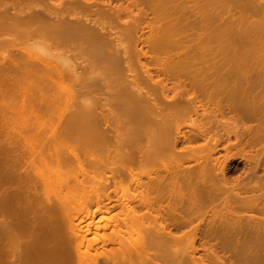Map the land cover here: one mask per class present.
<instances>
[{"label":"rangeland","instance_id":"374dc122","mask_svg":"<svg viewBox=\"0 0 264 264\" xmlns=\"http://www.w3.org/2000/svg\"><path fill=\"white\" fill-rule=\"evenodd\" d=\"M3 1L5 0H0V2ZM16 1L26 7L21 5L23 10L33 9L34 12H41L42 7H45L48 2V0H38L25 5V0ZM106 1L108 4L112 3L110 4L112 8H125L130 4L139 5V9L143 8V11L136 10L133 14L123 13L122 19L130 18L131 22L128 25H122L123 35L118 33L117 36L115 32L109 37L110 46L116 49L113 55L105 47H101L96 40L79 36L72 37L71 42L67 41L64 44L65 47L60 49L57 47L55 49L47 43H40V47L32 46L28 49L42 59H47L51 54L55 56L58 52L60 56L63 55L61 59L67 56L64 63L55 60V65H58V69L66 74H70L75 67L83 78L77 82L68 78L63 87L69 89L72 86L75 92H82L84 87L90 85L97 88L86 94V97L68 104L63 110L68 114L80 113L92 106L93 99L97 101L93 129L96 127L95 131L99 129V132H102V135L104 133L110 140L108 148L103 142L94 144L93 150L97 153L99 164H105L109 155L117 157V152L119 158L114 161L117 165L112 169L111 174H113L116 171L123 172L122 165L126 162L128 166L126 161L128 157H136L137 154L142 156L145 153L149 155V160L133 175L134 177L126 176L122 181L112 182L102 187L104 188L100 192L102 195L110 193L108 211H96L94 215H91V211L103 207V204L92 200L88 209H86L87 206H78L89 201L94 192H67L65 188H60V182L57 180V177L62 179L79 177L78 166L63 165L59 168L58 175L51 174V169H57L52 166L50 160L52 154L64 151L67 146L74 147L82 144L58 139L56 142V139L54 141L52 138L54 133L49 129L37 132L32 126L22 128L11 124L10 127H5L4 120H0V162L4 161L0 169L2 175H0V194L2 191L10 192L18 188L20 184V187L23 185L22 181H17V184L10 183L13 180L12 175L16 172L14 177L17 176L19 169L23 173L27 172L31 180L39 178L41 181L42 176L48 178L47 186L43 190L40 186L35 190L30 184L24 185L23 196L27 197L40 192V204L65 202L78 207L74 223L81 222L80 227L83 231L89 229L88 239L96 246L92 254L102 261L115 257V254L120 256L119 238H122L123 245L127 251H130L133 249L132 245L139 244L141 236L151 232L160 237L161 245L171 249L161 253L156 247L150 249L152 254L159 255L157 261L159 264H170L173 260L180 264H264V240L256 239L251 234L238 233L233 229V225L242 223L264 225V216L258 211L251 210L254 204L251 199L262 193L251 192L253 188L259 187V183L247 184L246 182L251 177V170L258 159L261 160V165L257 169L256 177L257 179L264 177V95L259 96L263 88L256 82L261 71L256 65L253 66L255 69H250V66L230 64L237 55H233L234 51L248 49L246 46L251 44L264 47V35L240 37L244 34L242 33L244 30H249L247 33L252 32L253 28L250 24L262 19L261 16L253 14V8L264 10V0H211L208 4L205 3L206 0H164L165 7L157 4L161 0H92L90 3L93 6L95 3L94 9L109 8L110 5H104ZM149 4L152 7L159 5V15L153 9L144 13L145 5ZM60 7L62 8L59 5L58 8ZM204 12L206 17L203 16ZM69 18L74 19L71 16ZM133 19H139L140 23L154 20L157 24L169 21L168 27L175 19L176 25H171V28L165 31L166 33L158 34L156 29L141 24L136 33L133 29L135 26ZM85 20L83 18L81 21L85 22ZM108 21L112 20L104 19L102 25L108 26ZM113 21L119 23L117 18ZM90 25H88L89 29L94 32L105 33L101 29L102 25ZM218 28L224 29L226 35L222 42L220 39L223 36L212 37L214 51L206 54L202 49L203 44L207 42L206 35ZM127 30H130L132 37L125 39L128 35ZM231 30H233V37ZM36 33L42 32L37 30ZM105 36L108 37V35ZM121 36L124 40L117 41ZM142 37H149L150 47L146 44H138L137 41ZM33 41L36 43V40ZM9 43L5 41L0 43L1 60L9 52L24 47L21 44L19 47L18 42ZM30 43L28 42L26 46ZM16 45L17 48H15ZM117 46H120L118 47L120 52H117ZM192 47L193 49L190 50ZM141 48L151 53V57H148L146 61L142 59L146 63L145 66L142 67L135 56L128 66L127 51L133 54ZM69 49L74 51L71 52ZM124 49H126V57L123 56L124 52L121 53ZM248 52L245 56L243 55V63H258L264 60V50L256 51V53ZM222 63H225L227 67L222 66ZM253 70L257 73L256 76L253 75ZM252 80H254L253 83ZM52 86L46 87L55 91L44 90L38 93L51 94L58 90L65 92L61 85ZM136 100H141L142 106L135 105ZM105 104H109L112 107L111 110L103 109ZM1 107L0 105V112L3 111ZM107 118L115 120L116 127H111ZM169 124L172 127L169 130L158 129L159 126ZM200 128L207 133L206 137L200 135ZM18 129L22 134L17 131ZM39 136L41 139L44 138V141ZM165 136L169 137L167 142L165 145L164 142L160 144L161 137ZM37 140L38 145L44 146L45 152L43 150L44 154L41 153V156L44 155L49 163L32 159H30L32 161L29 160L30 164L25 163L28 157L26 150L36 145L37 143L34 142ZM217 141L218 145L213 153L212 149ZM171 143L176 145L171 147ZM167 145H169L168 148ZM162 149L164 151L169 149V152L164 154L161 152ZM112 152L113 154H110ZM119 152L123 154H121L123 158L119 156ZM5 159H8L7 162ZM5 163H8L7 166ZM4 169H11V171ZM87 170L93 172L90 173L91 175L100 174L104 176V180L111 181V178L109 179L111 174L107 172L105 173L108 178L98 168L92 169L87 166ZM8 175H11V179ZM95 183H98V180ZM157 183L163 185L158 187L155 185ZM121 190L128 192L122 197L118 194L122 192ZM149 199L156 202L151 210L148 207ZM119 200L127 204V209L120 208ZM239 204H244L245 208H241ZM132 212L137 214V218H132ZM150 212L153 213L152 217L149 215L150 218L148 216L145 219L141 218ZM156 216L159 217L157 223L154 221ZM126 220L127 230L123 229L120 234H117L113 225L117 221L123 227ZM228 225H230L229 229L223 231L222 228ZM211 228L217 230L216 235L209 233ZM61 238L74 239L69 223L64 226Z\"/></svg>","mask_w":264,"mask_h":264},{"label":"bare ground","instance_id":"6f19581e","mask_svg":"<svg viewBox=\"0 0 264 264\" xmlns=\"http://www.w3.org/2000/svg\"><path fill=\"white\" fill-rule=\"evenodd\" d=\"M29 1L27 2V0H25L24 4L27 5L26 3L30 4L31 1L34 2L38 0H29ZM210 1L211 0H206L205 3L208 4L210 3ZM16 2L15 0L14 1L5 0L3 2H0V43L1 42L3 43V41L8 42V43L18 42L19 47H20V44L24 46L18 50L17 49L13 50L11 53L9 52L7 56L3 57V60L0 59V82H1L0 84V105L2 106L1 108H3V111L0 112V120L1 121L4 120L3 122L6 125L5 127L7 126L10 127L11 124L12 126L13 124H15L17 127L20 126L22 128H28V127L30 128L32 126V128L34 127V130L36 129L37 132L49 129L50 131L54 133L52 135L53 136L52 138H54V141L56 139V142L58 139L60 141L72 142V143L77 142L78 144L79 143L82 144L81 146L77 145L74 147L67 146L64 149V151L63 150L58 151L56 149L58 152H56L55 154H52V157L50 160L52 161V166L57 167V169L55 168L51 169V174L55 173L58 175L59 168L63 165H75L76 164V166H78V169L80 171L79 177H76L74 179L68 178V177L66 178L64 177L62 179V177H57V180L60 182V188L62 189L65 188L67 192H71V191L94 192L93 196H90L89 201H86L84 204H81L78 207L87 206L86 209H88L90 207L89 205L91 201L94 200L98 204L102 203L103 207H100L94 211H91L90 212L91 215H94L96 211L106 212L108 211L107 205L111 198H110V193L106 195H102L100 193L101 189H104L102 187L108 186L112 182L116 183L117 181H122L124 177L126 176L128 178V177H132L133 175H135L141 169V166L147 163V161L149 160V155L148 154L146 155L145 153H143L145 154L143 155L141 153L142 156L140 154L138 156L137 154L138 157L131 156L127 158L126 156L128 160L126 158L125 159L126 161H128V166L126 162L125 164L122 165V170L124 168L126 172L123 170V172L116 171L115 173L111 174V172H113L112 171L113 167L117 165V162L115 163L114 161L115 159L119 158L117 152H116L117 157H114L113 155H109L108 160L105 164H102V163L99 164L100 162L97 160V153L93 150V148L95 147L94 144L97 142H103L105 144V147L108 148V146L110 145V140L107 139L108 137L107 138L105 137L104 133L102 135L101 134L102 132L100 133L99 129L98 131H95L96 127L95 129H93V121L95 119L94 111L97 107V101H95L94 99H93V103L92 101H90L92 103V106L88 107L87 109H85L83 112H80V113L73 112L71 114H68L67 111L63 110V108L66 107L68 104H71L74 101H77L79 98L86 97L85 96L86 94H88L89 92L93 90H96L97 88L93 85H90V86L84 87L85 89L82 92H75L74 90H72V86L69 89L63 87L62 85L66 82V80H68V78L74 80L75 82L80 81L83 78L82 74L77 72L75 67L72 68L73 70L70 74H66L64 71H60L58 69L57 67L58 65L57 66L55 65L56 64L55 60L64 63L67 60L66 59L67 56L66 58H64L65 60L61 59L63 58V55L60 56L61 54L59 55L58 53L60 52H58L57 50L58 53L56 51L55 52L59 56L57 54L55 56H52L53 54H51V56L50 55L48 56L49 59L47 57H46L47 59H42L34 55L33 52L28 49V47L29 48H31L32 46L40 47L41 46L40 43H47L51 46H54L53 48L57 47L58 49H60V48L65 47L64 44L67 41L71 42L72 37L79 36V37H83L86 39L96 40L97 43L101 47H105L109 51V53L113 55L116 49H114L115 47L113 48L110 46L109 37L112 36L111 34H115V32H117L116 34L117 36L119 34L123 35L124 28L122 25L123 24L128 25L131 22L130 18L129 19L127 18L126 20L122 19L123 13L131 12L133 14L136 10L143 11V8L141 7L139 9V5L130 4L126 6L125 8L114 7L115 8L114 9L110 5L112 3L108 4V1H106L107 3L104 2L105 4L104 3H101V4L110 5L109 8L97 9L95 7L97 9L96 10L94 9L95 3L93 6V4H91L87 0H71L68 2H65V1L63 2V0L62 1L48 0V2L45 1L47 2V5L45 7H42L43 10L41 12H34L33 9L32 10L30 9L27 11L23 10L24 8L23 9L21 8V5L23 4L20 5L17 2L18 4L17 6ZM57 2L58 3L60 2V3L58 4ZM163 2L164 0H161V2L157 4H159L161 7H165V4ZM56 4L58 5L56 6ZM157 4L155 5V7H152V5L150 4L145 5L144 13H147L148 10L153 9L155 13L157 12V14L159 15L160 7ZM59 5L62 6V8L61 7L58 8ZM253 11H254L253 14L255 16H261L262 19L260 21H255L252 24H250V27L253 28V31L250 33H247L249 30H244L242 31V33L244 34L240 35V37H247L249 35H258V36L264 35V10L259 9V8L257 9L254 7ZM70 16L73 17L74 19L73 20H70V18L68 19V17ZM203 16L206 17V12H204ZM83 18L86 19L85 22L90 23L92 25L94 24L102 25V21L104 19H108L112 21H108V26H103V25L102 27L100 26L102 31H105V33L103 34V32L102 33L94 32L93 30L89 29L91 25L88 24L90 25L88 27L87 23H85L84 21H81ZM115 18L119 20V23L118 21L116 23L115 21H113ZM132 22H135L134 24L135 26H133V29L135 30L136 33L141 27V24L146 27L150 26L151 29H156L158 34L166 33L165 31L168 30V28H171V25L172 26L176 25L175 19L172 20V23L169 24V27H168L169 21L162 23V24H159V23L157 24L156 21L154 20H150V21L146 20L140 23L139 19L137 20L133 19ZM37 30L41 31L42 33L35 34V31ZM129 31L130 30H127L128 35L125 36V39L126 37L128 38L132 37V34ZM230 33H232V37H233L234 35L233 30H231ZM105 35H108V37ZM225 35H226L225 30L221 28L212 30V32L210 31L206 35L207 42H205L202 46L203 52H205L206 54L209 52V54H211L212 51H214L213 46H212L213 42L211 38L214 36H223V38L220 39L222 42ZM35 36L37 39L35 38ZM33 40H36V43ZM120 40L123 41L124 38L121 36V38L117 41H120ZM122 41H121V44L123 43ZM28 42H31V43L29 44V46H26ZM137 42L138 44L141 43L142 45L146 44L149 47L151 45V43H149V37L139 38ZM17 45L15 48H17ZM118 47L120 48V46H117V49ZM246 47L248 49H241V50L238 49V51H234L233 55H236V54L237 55L235 56L233 62L230 64L231 65L241 64L243 66H250V69H255L253 66L256 65L258 68H260L259 70L261 71V73H259L256 79V82L259 83L261 87L263 88L259 95V96H263L264 95V60L258 63L246 64V63H243V60H244L243 55L245 56L247 53H249L248 51H250L251 53H256V51H263L264 47L263 45H255V44L247 45ZM192 49L193 47L190 50ZM138 50L139 49H137L135 51L136 53L134 52L133 54H129L127 51V65L128 63L133 61L134 59L133 56H135L136 58H138L140 65L142 67L145 66L146 63L143 60L146 61L148 57H151V53L149 51L148 52L144 51L143 48H141L139 51ZM70 51L73 52L74 50L71 49ZM118 51L120 52L119 49L117 50V52ZM121 51H122L121 53L124 52L123 56L126 57V49L121 50ZM137 52L139 53L137 54ZM237 61H241V62H237ZM41 65L42 67H40ZM221 65L227 67L225 63H222ZM253 75L254 76L257 75L255 70H253ZM253 82L254 80H252V83ZM47 85H53L52 87H56V85H61V87L63 88L65 92H62L61 90L53 92L55 90L51 89L50 87H46ZM163 89L162 91L164 93ZM44 90H48V91L53 90L52 91L53 93L51 94L38 93ZM85 102L88 103V101H85ZM135 105L142 106V101L136 100ZM165 107L163 106L164 110L166 109ZM106 108L111 110L112 107L109 104L103 105V109H106ZM158 108H160V106ZM108 120H109L108 121L109 125L111 127L112 126L116 127L115 120H113L112 118ZM170 127H171V124L166 125V126H159L158 129L161 131L169 130ZM201 129L202 128L199 129L201 131L200 135H202L203 137L204 136L206 137L207 133H205L204 129L203 130ZM17 131L19 132V129ZM228 133L230 134V132ZM197 135H199V133ZM230 136L231 135H229V137ZM17 137L19 136L17 135ZM161 138L162 139H160V141H162V143L160 142L159 143L163 144L164 142V145H165V142H167V139L169 137L165 136ZM42 139L44 141V138ZM220 139H218V141H220ZM218 141L215 144L216 146L214 145L213 147L214 149H212L213 153L216 151ZM34 143H37L36 144L37 146L34 144L35 146L34 145L30 146L28 150H26L27 151L26 154H28V157L27 158L25 157L26 158L25 163L29 162L30 159H32L33 161H36V160L39 162L42 161V163L48 162L46 160L47 158H45L44 155L43 157L41 156V153H43V150H44V146L38 145V140ZM54 143L55 142H53V144ZM175 143H173L174 146L176 145ZM173 145L171 143L170 146L172 147ZM6 147H9V146H6ZM168 147L169 145H167V148ZM20 149L22 150L23 148H20ZM120 152H119V156H121L122 154ZM161 152L167 153L169 152V149H165V151L164 149H162ZM9 154L13 155V153H9ZM110 154H113V152ZM114 154H115V151H114ZM9 156L10 155H8V157ZM10 161H14V160H10ZM3 162L2 163L0 162L2 164V165L0 164V169L3 167ZM18 163H20V161ZM260 165H261V160L258 159L253 169L252 170L250 169L251 177L248 178L246 182H248L247 184L259 183V187L253 188L251 192H262V193L260 196L254 197L251 199L252 202L254 203V204L252 203L253 207L251 210L255 212L258 211L259 214L264 216V177L261 179L259 178L257 179L256 177L257 169L260 167ZM87 166L92 169L98 168L101 173H104V175L106 174L105 175L106 177H107V173H109V175L111 174V176H109V179L111 178V181L107 179L104 180L105 179L104 176L102 177V175L100 174L91 175L90 173H93V172L92 171L89 172L87 170ZM165 166H167V164H165ZM32 167H34V165ZM24 169H27V168H24ZM117 169L118 168H116V170ZM8 170L11 171V169H8ZM18 172H19L18 175L15 177H14V174L16 172H14V174L12 175L13 180L11 182L9 180L8 181L12 184H14L13 182L17 184V181H22L23 183V185L21 186L22 188L20 187L21 184L18 183V185L20 184L19 187L17 186L18 188L14 189L11 187L14 190L10 191L8 189L10 192L2 191L0 194V217H1L0 219V264H159L157 262L159 255L152 254L150 252V249L152 247H156L160 253L171 250L159 243V239H160L159 236L154 235L151 232H147L145 235L140 237L139 244L137 243L131 246L133 249L132 250L130 249V251H127L126 247L123 245L124 243L122 241V238H119L118 243L120 246V256L115 254V257L106 259L104 261L100 260L99 257L92 254L93 250H96V246L93 242H91L88 239L87 235L89 233V229L83 231L82 228L80 227L81 222L74 223L75 214L77 212L78 207H73L65 202H62L60 204L51 203V202H49L48 204H40L39 203L40 192H35L34 195H31V196L28 195L27 197H24L23 192H22L24 185L28 186V184H30L31 186H33V188H35V190L36 188L40 186L41 190H43L45 186H47L48 178H44L42 176L41 181L39 178L38 180H36L37 178L35 180L33 179L31 180V177L29 179V175L27 172L23 173L21 172V169H19ZM8 176L10 178L11 175H8ZM4 180H5V177H4ZM96 180H98V183H95ZM3 185L5 184L3 183ZM155 185H157L158 187H161L163 184L157 183ZM127 192L128 191H122L118 194L119 196L123 197L127 194ZM247 192H248V189H247ZM257 201H259V203L255 204V202ZM118 203H120V208L127 209V204H125L124 201L119 200ZM155 203L156 202L154 200L149 199V206H148L149 210H151V208L154 207ZM239 205L241 206V208H245L244 204H239ZM152 214L153 213L150 212L148 214L143 215V217L141 218L145 219L147 218V216L150 218ZM131 216L132 218H137V214L135 212H132ZM158 218L159 217L157 216L154 217V221L156 223L159 220ZM67 223L70 224V230H71V233L73 234L74 239L66 240V239L61 238L63 228ZM115 223L116 224L113 226L116 229L117 234H120L121 230L123 229L127 230V225H128L127 220L124 221L123 227H121L117 221ZM229 227L230 225H228L226 228H222V230L226 231L227 229H229ZM233 229L238 233L251 234V235H254L256 239L261 238L264 240V225L263 224H248V225H244L243 223L237 224V225L235 224L233 225ZM209 233L211 235L213 234L216 235L217 230L211 228ZM170 264H180V263L178 261L173 260Z\"/></svg>","mask_w":264,"mask_h":264}]
</instances>
